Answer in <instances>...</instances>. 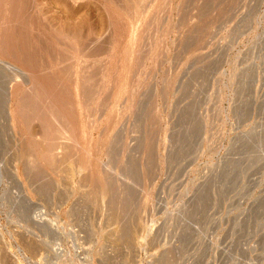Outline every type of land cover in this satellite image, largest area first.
<instances>
[{
	"label": "rangeland",
	"instance_id": "obj_1",
	"mask_svg": "<svg viewBox=\"0 0 264 264\" xmlns=\"http://www.w3.org/2000/svg\"><path fill=\"white\" fill-rule=\"evenodd\" d=\"M0 264H264V0H0Z\"/></svg>",
	"mask_w": 264,
	"mask_h": 264
},
{
	"label": "bare ground",
	"instance_id": "obj_2",
	"mask_svg": "<svg viewBox=\"0 0 264 264\" xmlns=\"http://www.w3.org/2000/svg\"><path fill=\"white\" fill-rule=\"evenodd\" d=\"M1 40H2V39H1ZM30 56H31V55H30ZM3 64H4V63H3ZM30 64H31V63H30ZM79 65H80V63H79ZM29 66H30V65H29ZM36 69H37V68H36ZM13 70L16 71V69H14V68H13ZM29 70H30V69H29ZM20 72H21V71H19V73H20ZM23 75H24V74H23ZM26 80H28V79H26ZM30 81H31V80L29 79V82H30ZM36 82H37V81H36ZM36 82H35V83H36ZM9 97H10V96H9ZM11 97H12V96H11ZM55 131H57V130L55 129ZM51 137H52V136H51ZM41 138H42V137H41ZM63 156H64V154H63ZM51 166H52V165H51ZM51 169H52V168H51ZM106 192H107V191H106ZM105 194H106V193H105ZM123 229H124V228H123ZM120 232L123 233V234L120 236V238H127V236L124 234V232H125L124 230H123V231L120 230ZM128 237H129V235H128ZM122 240H123V239H122Z\"/></svg>",
	"mask_w": 264,
	"mask_h": 264
}]
</instances>
